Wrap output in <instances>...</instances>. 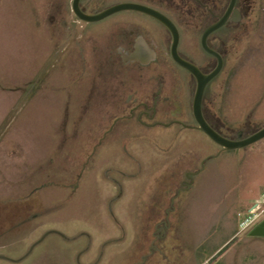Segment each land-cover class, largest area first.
Segmentation results:
<instances>
[{
	"label": "rangeland",
	"instance_id": "1",
	"mask_svg": "<svg viewBox=\"0 0 264 264\" xmlns=\"http://www.w3.org/2000/svg\"><path fill=\"white\" fill-rule=\"evenodd\" d=\"M128 1L162 4L191 26L184 53L215 68L200 46L206 15L198 1L220 16L230 0L81 6L91 14ZM236 8L241 21L210 38L224 66L206 103L229 138L264 126V0H239ZM133 15L87 24L72 0H0V264H264V237L240 227L264 192V140L226 151L196 129L145 127L138 114L128 118L126 97L112 101L108 37ZM155 68L146 78L159 82ZM162 68L167 84L190 83L171 60ZM177 118L196 126L192 114ZM203 162L190 182L186 174Z\"/></svg>",
	"mask_w": 264,
	"mask_h": 264
},
{
	"label": "flooded vegetation",
	"instance_id": "2",
	"mask_svg": "<svg viewBox=\"0 0 264 264\" xmlns=\"http://www.w3.org/2000/svg\"><path fill=\"white\" fill-rule=\"evenodd\" d=\"M82 2L83 0H80V7L83 12L87 13L85 9L81 6ZM121 3L140 4L143 6L150 7L167 16L175 25L179 33V44H178L179 56L184 60L196 65L202 71L203 74H208L212 71L210 66L206 68L203 67L195 63L191 58H189L184 53L183 42L185 35L189 36L191 31L193 30L190 29L191 26L189 25L185 26L184 28L179 23L176 17L170 16L165 11L160 9V5L162 4L155 5L149 3L130 2V1L121 2ZM198 3L200 4V6H203L205 8V15H206L204 16L205 20L203 23V28H202L203 30L200 31L201 33L200 46H201V37L205 29L212 23L216 22L219 19V17L222 16L223 14L220 16H216V14H213L210 5L202 4L200 1H198ZM116 4H120V3H116ZM95 12L98 11H94L93 13ZM124 12L134 13L133 16L135 17V19L137 18V20L126 21L127 24H124L120 28L118 34L115 33L116 35L112 34V36L108 37L109 44L106 46L107 49L106 52H108L109 54L107 57L108 59L105 62L107 64L106 66L108 68L109 71L108 73L111 78L110 80L112 82V84H110L111 82L109 81V84L107 86L108 92L110 88V93L113 94L112 101L114 103L115 102L119 103L124 97H126L125 103L127 106H130L129 110L126 111V114H130L128 118L132 119L138 114L137 116L138 123L145 127H155V126L171 127L173 125H179L183 129H187V130L196 129L199 131L198 125L193 116V99L197 89V81L189 71L182 68L173 61L171 56V45L173 41L171 32L165 25H163L161 22H159L158 20H156L155 18L149 15L134 11H124ZM118 14L119 13L114 14L112 16H117ZM211 19H214V21H212ZM227 25H225L224 27H226ZM224 27H222L218 31L222 30ZM211 36L212 34L208 38V44L209 46L215 48L216 50L218 48L217 47L218 45L216 44L213 46L211 45L210 43ZM205 54L208 55L207 53ZM169 60H171L179 70L190 76L191 78L190 83L177 82V84L175 85L167 84L166 78L164 77L163 74H161L162 71L160 70V68L163 70L164 68L162 67L167 66L169 64ZM152 66H156L155 69H157L156 70L157 72L155 73V75L159 74L160 76L159 82L153 79L150 80L149 78H146L147 77L146 74L148 71L151 70ZM133 71H136L138 73V79H139L138 81H134L133 79L130 78V75ZM213 81L209 82L204 90L203 100H202V112L206 121L215 130L218 131L216 127L217 125L215 123H212L210 117L206 115L207 114L206 108L208 107L206 103L210 93L211 83ZM136 85L142 88L143 97L140 96L141 88L140 87L137 88ZM96 86L99 89L98 94L100 93L102 94L104 90L103 84H97ZM100 87L102 88L100 89ZM187 98H190L189 99L190 110L183 109V105H181L183 104L182 101L184 100L187 101ZM160 102L162 103L165 110L158 109V104ZM157 114H171L172 116H175L174 117L175 119L172 120L169 124H163L159 121L155 123H146L143 122L142 120L143 118H146L148 121H152L156 118ZM174 114H177V116ZM182 114H192L196 126L192 127L190 125H187L177 118L178 116L182 117ZM116 123L117 120L114 122L109 132L113 130ZM230 139L235 140L237 139V136L235 138H230ZM203 167H204V162L202 163V168L199 171L188 172L186 174V178L189 179L190 182H192L193 179L203 170ZM183 186H186V188H183V190H187L189 188V185L187 186L186 184H183ZM178 193H180V191H178ZM173 203H174V198L172 199V204Z\"/></svg>",
	"mask_w": 264,
	"mask_h": 264
},
{
	"label": "water",
	"instance_id": "3",
	"mask_svg": "<svg viewBox=\"0 0 264 264\" xmlns=\"http://www.w3.org/2000/svg\"><path fill=\"white\" fill-rule=\"evenodd\" d=\"M236 4L237 0H230L229 5L223 15L220 16L216 22L209 25L203 32L201 37L202 49L205 53L215 58L217 62L215 68L208 74H203L196 65L184 60L179 56V33L177 28L167 16L150 7L136 3H120L108 7L100 12L87 14L82 11L80 7V0H72V11L79 21L89 24L102 21L105 18L120 12L134 11L149 15L165 25L171 32L173 38L171 45V56L173 61L182 68L189 71L197 81V89L193 99V116L198 125L199 131L204 133L223 150L235 151L247 148L264 140V126L259 128L256 132L246 136H244L243 132H239L237 139L235 140L227 138L215 130L204 118L202 112V100L207 84L213 81L220 74L224 66V59L222 55L217 50H215V48L209 46L208 38L211 34L218 31L228 23H239L241 21L242 15L241 12L236 8ZM249 235L251 237H264V221L251 230Z\"/></svg>",
	"mask_w": 264,
	"mask_h": 264
},
{
	"label": "built area",
	"instance_id": "4",
	"mask_svg": "<svg viewBox=\"0 0 264 264\" xmlns=\"http://www.w3.org/2000/svg\"><path fill=\"white\" fill-rule=\"evenodd\" d=\"M249 214L250 216L246 217L240 224L242 232H249L264 221V192L262 193V199L254 203V207Z\"/></svg>",
	"mask_w": 264,
	"mask_h": 264
},
{
	"label": "trees",
	"instance_id": "5",
	"mask_svg": "<svg viewBox=\"0 0 264 264\" xmlns=\"http://www.w3.org/2000/svg\"><path fill=\"white\" fill-rule=\"evenodd\" d=\"M239 0H237V2H238ZM214 14V13H213Z\"/></svg>",
	"mask_w": 264,
	"mask_h": 264
}]
</instances>
